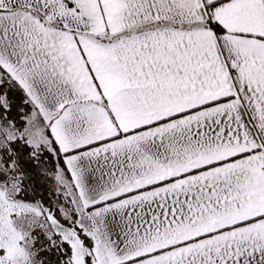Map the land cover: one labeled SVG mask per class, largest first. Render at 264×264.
<instances>
[{
	"label": "snow or ice",
	"instance_id": "snow-or-ice-1",
	"mask_svg": "<svg viewBox=\"0 0 264 264\" xmlns=\"http://www.w3.org/2000/svg\"><path fill=\"white\" fill-rule=\"evenodd\" d=\"M0 264H264V0H0Z\"/></svg>",
	"mask_w": 264,
	"mask_h": 264
}]
</instances>
